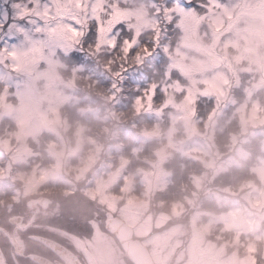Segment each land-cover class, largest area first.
I'll list each match as a JSON object with an SVG mask.
<instances>
[{
  "label": "rangeland",
  "instance_id": "1",
  "mask_svg": "<svg viewBox=\"0 0 264 264\" xmlns=\"http://www.w3.org/2000/svg\"><path fill=\"white\" fill-rule=\"evenodd\" d=\"M163 3L96 0L89 13L101 18L99 44L109 45V33L120 23L134 35V41L144 31L159 27L156 8ZM255 5V0H239L235 15L228 12L224 17L214 16L202 28L196 17L184 18L185 31L179 43L168 45L167 66L168 77L172 69H179L183 79L179 84L174 80L165 84L166 100L162 105L147 97L136 103V109L149 121L142 129L133 130L135 139H157L162 145L156 149V158H146L148 167L135 171L129 170V159L121 152L123 137L129 132L118 115L112 113L116 122L112 129L106 126L109 141L103 146L101 141L85 135L86 125L81 120L65 113L64 109L77 105L80 98L74 79L62 73L60 57L36 50L15 64L0 63V190L11 184V175L24 180L28 195L37 194L47 182L74 185L86 176L84 191L99 201L104 222L112 215L127 219L154 248L151 251L159 260L178 255L173 264H264V158L253 167L257 176L251 181L225 189L209 185L211 176L238 165L246 155L239 142L247 135H262L264 143V96L256 94L264 88V6L255 10ZM62 8L65 14L81 13L79 0H62ZM218 64L235 77L231 84L226 85L220 77L212 78ZM239 88L245 93L236 96ZM201 98L215 102L212 110L217 107L211 126L208 123L204 131L197 128L196 122L195 106ZM230 107L240 115V130L245 135L240 141L235 137L229 156L221 158L214 148L212 126L214 117ZM86 111H94L99 118L98 109H83ZM4 119H11L14 126H3ZM46 132L49 137L42 142ZM34 145L46 149L53 159L50 165L30 158L41 154ZM175 152L200 160L205 170L194 175L196 189L193 196L185 198L189 207L174 201L171 211L163 212L153 208L150 199L154 191L171 181L172 173L163 163ZM103 159H107L103 167L92 173L93 165ZM136 176L140 177L141 196L134 193ZM202 194L217 202V211L195 209L187 218L195 199ZM54 205L57 210L62 207L56 200Z\"/></svg>",
  "mask_w": 264,
  "mask_h": 264
},
{
  "label": "trees",
  "instance_id": "2",
  "mask_svg": "<svg viewBox=\"0 0 264 264\" xmlns=\"http://www.w3.org/2000/svg\"><path fill=\"white\" fill-rule=\"evenodd\" d=\"M158 26L159 27L146 30L138 36L135 41L137 47L133 53L125 54L122 47L113 49L108 45L103 47V45L100 44L99 48L91 47L87 49L88 59L82 61V69L77 67L73 61L60 57L62 60L61 62L64 64L61 69L62 73L67 79H74V84L77 88L76 92L80 98V102L77 105L75 103V105L64 109L65 113L72 119L81 120V123L86 125L85 135H89L101 141L103 146H106L109 141L106 126L112 129L116 122L112 113L118 115L119 121L124 126V129L129 132L127 137H123L122 142H124V146L121 152L129 159L128 167L129 170L132 171L137 170L139 167H148L149 165L146 162V158L150 160L156 158V149L162 145L157 139L137 141L133 132L134 129H142L143 124L149 121L145 114L136 109L137 102H135V97L138 95V92L135 85L138 84L141 89L146 87L150 89L152 84H157L165 89V84L169 83L167 74L169 55L163 63H161L155 52H153L151 56H147L144 51L145 44L148 45L149 49L153 47V41L157 33H159L162 38L161 43L170 46V44L173 45L177 42V40L173 38L169 44V37L164 36L160 25ZM125 37L135 39L134 35L129 31L120 34L119 39L122 41ZM137 56H139V60ZM125 67L128 69L127 72H123ZM108 68H110L111 71L106 70ZM117 72H122L124 79L118 77L116 75ZM180 79H183V77L181 76ZM113 84L116 85L115 88ZM244 93L242 88L235 90L236 96H241ZM263 93L264 88H261L256 94L257 96H264ZM165 98L166 89L164 94L153 99L154 104L162 105L166 100ZM213 106H216L215 102L207 98H201L197 106H195L197 128H200L201 131H204L208 123L211 126V116L217 108L212 110ZM88 108L98 109L99 118L94 111L83 112V109ZM214 121H216L213 123L214 126H212L214 148L221 154V158H226L229 156L230 149H233L231 146L233 139L237 137L240 141L245 135L244 133L242 134L240 130V115L230 107L225 111L223 110L220 115H216ZM1 123L3 126H14L11 119H4V122L2 121ZM117 127L120 128V126ZM73 130L72 128L70 131L71 135H73ZM43 134L44 135L41 137L42 142L46 141V137H49L47 132ZM261 136L262 135L249 134L245 141L239 142L241 148H244L246 155L240 158L238 165L232 164L227 167V169L218 172L214 178L211 176L212 181L209 185L224 189L227 187L235 188L239 186V183L242 184L249 180L251 181L255 175L257 176L253 167L261 158H264V143ZM88 146L87 144L86 147L88 148ZM35 149L41 154L39 155L40 157H30L32 160L48 165L53 162V159L48 156L49 154L46 149H39L38 146H35ZM106 156L107 155H103L102 157L105 158ZM106 161L107 159H103L101 162L95 163L96 165H93L91 172L93 173L97 168L103 167L102 163H106ZM163 165V167L171 171V181L165 188L158 189L152 193L150 199L151 206L163 210V212L171 211L174 201L184 202L187 207H189V203L185 201V198L187 195L193 196V191L196 189L193 184L194 175L201 174L205 170L202 162L184 155L182 152H175L173 157L165 161ZM85 179L86 176L79 178L75 181L74 185H68L62 181L57 183L52 181L48 182V187L53 190L52 197L55 198L56 201L62 203V207L75 208L81 206L85 216L90 218L93 212L86 210L87 208H95L94 211L98 214L103 213V211H101L102 209L99 201L85 193ZM134 180L137 186L134 193L141 196L139 190L141 188L140 177L136 176ZM144 190L145 189H142V191ZM195 209H201L202 211L209 209L215 212L217 211L216 209H218V204L210 196L202 194L195 199L194 207L189 210L186 217L189 218V216L194 213Z\"/></svg>",
  "mask_w": 264,
  "mask_h": 264
},
{
  "label": "snow or ice",
  "instance_id": "3",
  "mask_svg": "<svg viewBox=\"0 0 264 264\" xmlns=\"http://www.w3.org/2000/svg\"><path fill=\"white\" fill-rule=\"evenodd\" d=\"M79 2L80 15H72L65 14L62 0H0V63L5 66L15 64L18 59L41 50L49 56L71 60L82 69V61L88 59L87 49L100 47L102 23L101 18L89 13L96 0H88L87 4L84 0ZM238 2L239 0H164L163 5L156 8V14L160 18L161 31L164 36L169 37V44L173 38L179 43V38L185 31L183 21L186 16L196 17L202 28L214 16L224 17L228 12L235 15ZM105 15H108L107 9ZM126 31L125 24L115 25L113 32L109 33L111 43L108 46L113 49L122 47L125 54L135 52L137 45L134 39H119L120 34ZM204 34L208 35L207 31ZM161 39L157 33L153 47L149 49L145 44L144 51L147 56L155 52L163 63L170 53V47L161 43ZM221 40L223 41V37ZM137 59L139 60V56ZM106 70L111 71L110 68ZM127 70L125 67L123 72ZM116 75L124 79L122 72H117ZM181 76L179 69H172L169 81L174 80L179 84ZM216 77L222 78L226 85L235 79L220 64L212 72V78ZM113 87L116 85L113 84ZM135 88L138 92L135 102L145 97L156 99L165 93V89L157 84H152L150 89H141L138 84Z\"/></svg>",
  "mask_w": 264,
  "mask_h": 264
},
{
  "label": "flooded vegetation",
  "instance_id": "4",
  "mask_svg": "<svg viewBox=\"0 0 264 264\" xmlns=\"http://www.w3.org/2000/svg\"><path fill=\"white\" fill-rule=\"evenodd\" d=\"M255 1V10L264 6V0ZM15 176L0 190V264H138L108 228L112 216L104 222V215L93 208L86 209L93 212L90 218L81 206L57 210L49 187L28 195L24 180ZM133 237L145 244L154 264L178 259L159 260L135 227ZM148 258L145 254L142 264H151Z\"/></svg>",
  "mask_w": 264,
  "mask_h": 264
},
{
  "label": "water",
  "instance_id": "5",
  "mask_svg": "<svg viewBox=\"0 0 264 264\" xmlns=\"http://www.w3.org/2000/svg\"><path fill=\"white\" fill-rule=\"evenodd\" d=\"M46 201H48L47 198ZM107 225L108 228L120 238L124 247L138 264H142L145 254L150 257L148 258V261H150L151 264H154L148 249L145 248V245H143L139 240H135L133 238V229L131 226L117 216L110 218Z\"/></svg>",
  "mask_w": 264,
  "mask_h": 264
}]
</instances>
